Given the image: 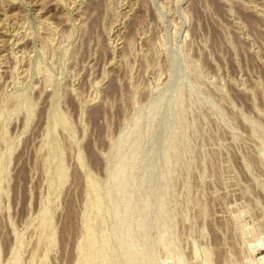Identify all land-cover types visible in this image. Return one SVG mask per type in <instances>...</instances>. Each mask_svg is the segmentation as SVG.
I'll return each mask as SVG.
<instances>
[{
  "label": "rangeland",
  "instance_id": "374dc122",
  "mask_svg": "<svg viewBox=\"0 0 264 264\" xmlns=\"http://www.w3.org/2000/svg\"><path fill=\"white\" fill-rule=\"evenodd\" d=\"M0 264H264V0H0Z\"/></svg>",
  "mask_w": 264,
  "mask_h": 264
}]
</instances>
